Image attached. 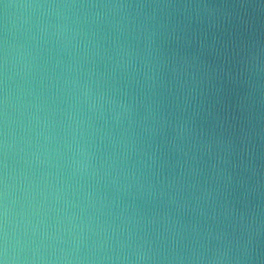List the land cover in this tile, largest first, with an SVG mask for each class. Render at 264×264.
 <instances>
[{"label":"water","instance_id":"1","mask_svg":"<svg viewBox=\"0 0 264 264\" xmlns=\"http://www.w3.org/2000/svg\"><path fill=\"white\" fill-rule=\"evenodd\" d=\"M0 264H264V0H0Z\"/></svg>","mask_w":264,"mask_h":264}]
</instances>
